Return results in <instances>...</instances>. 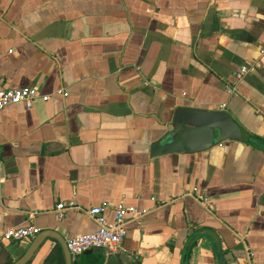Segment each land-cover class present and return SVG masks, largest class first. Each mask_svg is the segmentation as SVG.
I'll return each instance as SVG.
<instances>
[{"label":"crops","instance_id":"1","mask_svg":"<svg viewBox=\"0 0 264 264\" xmlns=\"http://www.w3.org/2000/svg\"><path fill=\"white\" fill-rule=\"evenodd\" d=\"M262 48L264 0H0V89L49 96L0 109V264L33 240L4 241V230L93 232L85 209L103 203L125 208L127 235L80 264H182L203 229L224 264H245L247 247L264 264ZM178 107L225 110L245 140L205 147L187 130L157 153ZM60 202L81 208L57 219ZM55 248L47 239L28 264ZM188 264H219L210 235Z\"/></svg>","mask_w":264,"mask_h":264},{"label":"built area","instance_id":"2","mask_svg":"<svg viewBox=\"0 0 264 264\" xmlns=\"http://www.w3.org/2000/svg\"><path fill=\"white\" fill-rule=\"evenodd\" d=\"M261 53L264 54V48L261 49ZM246 72L247 68L243 66L238 75L240 76ZM228 91L234 93L236 87L231 86L228 88ZM39 97L43 100L49 99L48 95H40L36 87L0 89V109L18 103H24L27 107H31L33 101ZM196 198L206 206L209 211L214 209V205L208 197L199 195L196 196ZM73 208L80 209L81 207L74 202H69L68 204L63 202L57 203L55 208L56 218L62 219L66 211ZM109 208L113 209V216L111 219L106 215V211ZM85 212L97 223V229L93 232L68 235L66 237V245L73 259L91 248H102L104 250L116 252L118 248L121 247L128 231L126 227L127 215L125 208L121 205L103 203L85 209ZM40 231L41 229L39 227L29 224L8 228L2 232L1 236L4 241H22L26 238L35 236L40 233ZM246 258L247 261L245 264H257L254 259V252L250 247L246 249Z\"/></svg>","mask_w":264,"mask_h":264},{"label":"water","instance_id":"3","mask_svg":"<svg viewBox=\"0 0 264 264\" xmlns=\"http://www.w3.org/2000/svg\"><path fill=\"white\" fill-rule=\"evenodd\" d=\"M167 129L168 131L161 137L160 142L154 146L157 153L175 151L174 148L177 144H183V136L187 130L197 129L204 133L203 135L206 138L205 147H210L215 142H221L226 139L244 141L246 136L240 124L225 110L178 107L175 109L173 123L167 126ZM202 235H210L214 239L217 260L219 264H224L221 252L219 251V239L214 231L208 229L198 231L190 237L184 249L182 264H188L189 251L197 238ZM49 238H53L59 242L63 252L64 264H74L75 261L80 262L84 254L104 250L102 248H91L73 259L67 248L66 239L53 230H44L33 236V240L25 253L10 264H28L36 251Z\"/></svg>","mask_w":264,"mask_h":264},{"label":"trees","instance_id":"4","mask_svg":"<svg viewBox=\"0 0 264 264\" xmlns=\"http://www.w3.org/2000/svg\"><path fill=\"white\" fill-rule=\"evenodd\" d=\"M54 262H57L58 264H64V257L61 248L53 249L46 257L44 264H52ZM74 264H80V262L75 261Z\"/></svg>","mask_w":264,"mask_h":264}]
</instances>
